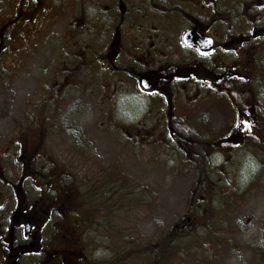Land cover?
<instances>
[{
  "label": "rangeland",
  "instance_id": "1",
  "mask_svg": "<svg viewBox=\"0 0 264 264\" xmlns=\"http://www.w3.org/2000/svg\"><path fill=\"white\" fill-rule=\"evenodd\" d=\"M226 1L237 3L233 8L240 12L235 10V14L244 13L242 9L246 13L250 8L252 14L248 15L249 19L241 17L235 21L228 16L230 26L219 24L217 30L209 32L206 28L205 31L214 35L222 47L214 59L224 62L217 73L229 78L231 63L232 68H237L238 76L249 74L255 78L259 67H264V0ZM43 2L47 10L40 16L43 10L37 0H0V33L3 35V40L0 37L3 51L0 56V172L3 166L5 179L8 182L18 179L20 165L16 151L25 138L30 139L31 147L39 145L43 139L39 132L41 125H49L52 132L45 133L50 153L57 156L68 171L83 176L82 171L71 170L74 159L70 151L72 146L80 147L73 142V137L80 141L84 130L90 129L93 132L90 141L94 143L93 157L95 161L100 159L97 167L101 168V175L91 181H81L79 187L84 195L88 189L104 188L103 173L112 174L116 169L124 178L119 187L118 180L104 181L109 183L106 197L111 212L105 221L98 218V237L93 241L92 252L89 251L96 264H149L148 254L144 256L142 251L144 246L163 240L171 227L184 218L197 183L201 185V197L207 199L210 206L201 222L205 224L208 218L215 222L210 223L208 231L203 233L201 230V237L195 231L194 236L186 239L175 237L178 251L169 264H264V146L258 145L262 143L258 137L253 138L257 146L250 141L263 123L256 121L257 127L249 133L238 131L237 144L232 150L231 114L217 96L210 97L207 92V100L201 106V111L206 113L204 143H212L213 147L208 148L206 144L203 145L205 149L201 148V173L194 167V162L189 163V159L182 156L181 149L190 150L193 155L192 147L197 143L185 144L184 135L180 133L177 135L181 146L176 145L167 133L119 132L110 128H106L109 133H105L102 129L114 127L117 122L141 120L151 124L156 117L130 120L121 115L118 104L124 91L115 86L110 96L106 94L110 93L106 79L116 74L109 75L107 68L98 64L85 66L82 59L93 55L87 51L77 52L74 47L73 18L78 12L75 1ZM188 2L186 13L189 18L201 9L203 23L209 20L212 5L215 6L218 0ZM253 4L256 10L251 7ZM181 6L182 3L176 1V9L180 10ZM84 8H81L83 14ZM26 12L32 20L23 24L22 17H27ZM173 19L180 20L181 27L169 36L172 44H179L180 33L187 22L179 13ZM243 39L247 43H243ZM233 42H240L241 47L224 46ZM223 47L227 51L222 50ZM66 78L74 83L70 85L68 80L63 83ZM126 87L125 92H136L134 86ZM109 106L110 117L105 115ZM127 114L131 115V108ZM71 125L82 127L77 136L72 133L67 139L55 129L66 128L70 134ZM97 128L99 130L95 131ZM221 142L227 146L226 154L217 146ZM193 159L196 162L194 155ZM42 163L38 162V169H42ZM106 165L109 170H105ZM84 173H87L86 165ZM100 178L102 180L96 181ZM3 180L0 175V195L10 205L13 194ZM94 196L86 202L95 203L97 197ZM176 231L180 233L179 228ZM105 236L107 241L102 239ZM132 251L140 252L136 255ZM125 255L126 259H123Z\"/></svg>",
  "mask_w": 264,
  "mask_h": 264
},
{
  "label": "flooded vegetation",
  "instance_id": "2",
  "mask_svg": "<svg viewBox=\"0 0 264 264\" xmlns=\"http://www.w3.org/2000/svg\"><path fill=\"white\" fill-rule=\"evenodd\" d=\"M74 1L78 8L73 18L74 47L77 52L87 51L93 55L92 58L82 59L81 63L87 67L98 64L107 68L109 75L116 74L106 79V85L110 86V93L106 94L110 96L115 86L124 91L118 104V111L123 117L130 120L152 115L156 117L151 124L141 120L123 121L117 122L114 127L106 126L102 131L109 133L106 128H110L137 133H167L175 144L177 141L178 146L182 142L177 134L186 133L183 136L185 144L197 143L199 148L208 144L207 147L211 148L212 143H204L206 113L201 111L204 100H207L206 93L210 92V97L219 98L220 88L229 83L230 95L236 97L239 93L236 90L238 80L248 78L238 76L237 68H232L231 63L229 78L217 73L224 64L220 59L214 60L218 50L212 60H207L196 47L182 43V36L189 30L194 29L203 34L201 9L189 18V13H186L190 5L188 0ZM176 1L182 3L180 10L176 9ZM83 6L84 14L81 11ZM178 13L187 23L180 33V43L172 44V32L181 27V21L173 19ZM230 16L238 15L232 13ZM224 23L230 26V23ZM0 37L3 40L2 33ZM224 46L233 49L239 47L236 44ZM222 50L227 51L224 47ZM66 80L68 78L63 83ZM68 81L70 85L74 83ZM145 81L150 85L149 90L143 86ZM126 85L134 86L136 92H125ZM204 88L206 92H203ZM128 108H131V115L127 114ZM145 110L148 112L144 113ZM227 110L231 114L230 147L233 150L237 144L238 131L249 132L257 127L256 121L264 125V116L253 104L248 105L246 112L239 110L237 100L235 106ZM110 111L109 106L105 115L110 117ZM81 127L71 125L70 134H67L66 128L55 129H59L64 134L61 137L67 139L72 133L77 136ZM39 132L43 137L39 145L31 147L32 142L25 138L23 145L16 151L20 175L15 182H8L4 177V167L1 168L3 184L10 187L13 199L8 205L5 197L0 195V264H96L89 251L92 252L93 241L98 237V218L102 221L108 218V197L102 186L88 189L84 195L79 187L82 183L78 182L83 179L91 181L101 175V168L97 167L100 159L95 161L94 143H90L93 132L86 129L80 141L74 140L75 137L72 139L80 147L72 146L70 151L74 159L71 170L82 171L83 176L80 177V174L68 171L59 158L47 149L45 133H52L49 125H41ZM170 133L177 134L173 137ZM56 139L60 143V139ZM38 162H43V170L38 169ZM85 165L87 173H84ZM109 169L108 166L105 168ZM109 175L110 172L103 173V180L100 178L96 181L102 180L105 186L104 181ZM94 194L96 202H86ZM101 202L104 203L100 205ZM102 239L107 241L108 237Z\"/></svg>",
  "mask_w": 264,
  "mask_h": 264
},
{
  "label": "trees",
  "instance_id": "3",
  "mask_svg": "<svg viewBox=\"0 0 264 264\" xmlns=\"http://www.w3.org/2000/svg\"><path fill=\"white\" fill-rule=\"evenodd\" d=\"M214 5V4H213ZM212 10H210L209 16L207 19L203 21V25L201 26V30L203 34H206L208 31L210 32L213 30L216 26V23H220L223 21L224 17L223 15L230 14L232 11V8L228 4L224 3H215V6ZM254 10H256V5L253 4ZM239 11V10H237ZM242 11L245 13V9H242ZM250 11V12H248ZM246 13H251V8L248 10ZM240 12V11H239ZM30 17L27 16L26 18H23L27 20ZM219 19V21H218ZM228 22V21H226ZM215 26V27H214ZM209 28L208 31H205L206 28ZM227 36V34H225ZM3 51H0V56L2 55ZM259 72H256L257 77H253L251 75L248 76V80L240 79L238 80V84L236 87V90L239 92L238 95L232 96L230 95V85L229 83H226L223 85L220 89V94L219 98L222 102L226 104L227 109L229 107H234L235 106V101L237 100V108L243 112H246L248 109L249 104H253L255 109L260 112L261 115L264 116V67H259ZM256 128V127H255ZM255 128L250 130L249 132L253 131ZM262 130V131H261ZM263 131H264V126H261V129L259 132L253 133L256 134L255 136L251 137L250 141L252 142V145L257 146L258 143L254 142L253 138L258 137L262 143H259L258 145L264 146V136H263ZM246 132V133H249ZM177 133H170L171 136H175ZM182 135H186V133H180ZM252 134V135H253ZM173 136V137H174ZM28 142H30L29 138H26ZM176 141V137H175ZM181 141V140H180ZM177 144V141H176ZM220 151L223 152V154H226L225 148L227 147L223 142L217 145ZM213 147V145L211 146ZM202 150L205 149L206 147H201ZM201 148H194L193 149V155L196 158V162L193 159V155H191L187 150L182 149V156H185V158L189 159V163L194 162V167H197L198 171L201 173ZM190 151V150H189ZM112 174L109 175V178L107 180H118L117 184L118 187L121 184V180L124 181L123 175L119 174V172H116V169L114 170ZM201 177V176H200ZM82 181V180H81ZM81 181H78L81 183ZM201 182V179L200 181ZM113 182H110L112 184ZM109 183L105 185L106 188H108ZM189 206L190 208L187 212V214L184 216V218L176 225L171 227V229L168 231V234L165 236L163 240H159L155 243H149L147 246H144V249L142 250L144 253V256L148 254L149 257V264H169L170 259H173L175 255L177 254L178 249L175 248L176 241L175 237L177 238H184L185 237H191L194 236V231L196 232L195 234L198 235V237H201V230L203 233L205 231L209 230V225L212 222L211 218H208L207 221H205V224L201 222V220H204V216L209 213V205H208V200L205 198L201 197V185L198 183L195 184L194 186V191L193 194L191 195V198H189ZM194 200H197L194 202ZM204 205V206H202ZM203 207V208H202ZM180 229V233H175L177 232L176 229ZM136 255L140 251H132ZM127 255V254H126ZM126 255L124 256L123 259H126ZM143 256V255H142Z\"/></svg>",
  "mask_w": 264,
  "mask_h": 264
},
{
  "label": "water",
  "instance_id": "4",
  "mask_svg": "<svg viewBox=\"0 0 264 264\" xmlns=\"http://www.w3.org/2000/svg\"><path fill=\"white\" fill-rule=\"evenodd\" d=\"M183 41L186 45H192L198 48L199 52L202 55H210L214 50V41L209 37L200 36L196 31L192 30L187 32ZM144 87L149 88L146 83H144Z\"/></svg>",
  "mask_w": 264,
  "mask_h": 264
}]
</instances>
